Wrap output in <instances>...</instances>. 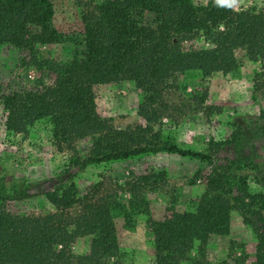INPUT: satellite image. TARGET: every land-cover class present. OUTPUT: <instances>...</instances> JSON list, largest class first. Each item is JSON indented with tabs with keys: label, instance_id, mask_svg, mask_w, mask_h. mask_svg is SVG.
I'll return each instance as SVG.
<instances>
[{
	"label": "trees",
	"instance_id": "obj_1",
	"mask_svg": "<svg viewBox=\"0 0 264 264\" xmlns=\"http://www.w3.org/2000/svg\"><path fill=\"white\" fill-rule=\"evenodd\" d=\"M51 16L49 0H0V46L16 50L53 77L49 84L41 82L32 90L5 96V125L22 132L36 121H47L53 142L72 150L63 170L40 184L13 193L0 184V264H118L112 213L122 212L124 226L131 227L134 209L146 213L142 187L154 186L164 173L124 181L115 187L119 193L113 190L103 197L98 196L99 182L80 195L75 178L87 166L157 153L211 165L220 152L235 145L240 128L225 140L207 141L204 152L155 145L152 135L167 110L160 94L169 79L187 71H198L202 77L228 74L237 50L249 48L264 58V6L236 12L230 2L216 0L204 5L190 0H103L94 11L81 12L80 36L51 28ZM198 34L208 47L180 46ZM65 42L74 47L69 61L51 65L37 57L39 46ZM121 81L139 83L149 95L137 110L143 125L114 129L99 120L93 88ZM259 132L264 139V124ZM87 138L91 142L83 153L71 147L73 140ZM245 171L255 172L260 192L249 194L243 178L237 181V190L231 184ZM120 193L129 199L120 203ZM34 196L43 197L52 212L23 217L2 209L7 202ZM247 206L264 213V168L249 157L224 158L203 178V193L192 211L170 210L161 221L148 220L154 264H180L195 245L201 255L210 236L227 234L230 212ZM81 237H89L88 254L74 257L68 247ZM255 261L264 264L263 233L257 234Z\"/></svg>",
	"mask_w": 264,
	"mask_h": 264
},
{
	"label": "rangeland",
	"instance_id": "obj_2",
	"mask_svg": "<svg viewBox=\"0 0 264 264\" xmlns=\"http://www.w3.org/2000/svg\"><path fill=\"white\" fill-rule=\"evenodd\" d=\"M52 16L49 26L65 35L82 34L81 12L94 11L103 0H49ZM193 5H204L206 0H190ZM236 12L259 10L264 0H229ZM184 50L208 47L199 34L180 43ZM72 43L39 46V60L63 64L71 59ZM46 66L43 63V67ZM53 77L44 69L37 70L16 50L0 46V184L8 193L21 190L54 177L67 165L72 150L56 145L51 138L47 121H36L22 132L9 130L3 111L2 99L49 84ZM95 110L99 120L114 129L143 125L138 107L148 94L139 83L121 81L97 85L93 88ZM160 102L167 106L161 125L154 130L155 145H175L181 149L204 152L207 141H222L236 129L241 136L237 143L220 152L211 165L204 161L157 153L127 160L87 166L75 178L80 195L99 182V197L111 194L124 181L136 182L141 175L163 172V180L154 186L145 185L141 193L147 203L146 213L131 217V227L124 226L122 212L112 213L118 246V264H154L152 234L148 220L161 221L170 210L192 211L203 193V178L224 158L249 157L264 168V139L259 128L264 124V58L249 48L235 52V62L226 75L202 77L198 71H187L167 81L160 94ZM91 141L77 139L71 147L83 153ZM231 184L244 179L249 194L262 190L254 182L255 172H241ZM121 194V193H120ZM118 194V195H120ZM121 194L120 203L128 200ZM144 206H142V209ZM2 209L23 217L44 216L52 212L43 197H28L7 202ZM264 234V213L247 206L229 214L225 236H210L203 248L198 247L180 264H257L255 261L257 234ZM68 251L74 257L88 254L89 237L73 240Z\"/></svg>",
	"mask_w": 264,
	"mask_h": 264
},
{
	"label": "clouds",
	"instance_id": "obj_3",
	"mask_svg": "<svg viewBox=\"0 0 264 264\" xmlns=\"http://www.w3.org/2000/svg\"><path fill=\"white\" fill-rule=\"evenodd\" d=\"M228 2H229V0H216L217 4H225V3H228ZM233 2H234V0H233Z\"/></svg>",
	"mask_w": 264,
	"mask_h": 264
}]
</instances>
